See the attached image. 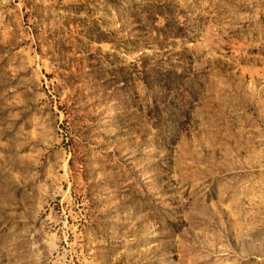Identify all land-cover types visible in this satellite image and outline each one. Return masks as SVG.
Segmentation results:
<instances>
[{
    "label": "rangeland",
    "instance_id": "obj_1",
    "mask_svg": "<svg viewBox=\"0 0 264 264\" xmlns=\"http://www.w3.org/2000/svg\"><path fill=\"white\" fill-rule=\"evenodd\" d=\"M0 264H264V0H0Z\"/></svg>",
    "mask_w": 264,
    "mask_h": 264
}]
</instances>
